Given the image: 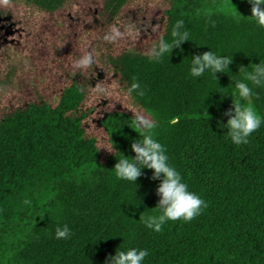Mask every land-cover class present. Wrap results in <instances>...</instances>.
<instances>
[{
    "label": "trees",
    "instance_id": "1",
    "mask_svg": "<svg viewBox=\"0 0 264 264\" xmlns=\"http://www.w3.org/2000/svg\"><path fill=\"white\" fill-rule=\"evenodd\" d=\"M15 1L36 20L91 0ZM127 1L93 5L94 19L84 27L91 66L62 68L49 96L35 91L0 117V264H105L115 250L131 247L148 251L143 264H264V122L240 145L226 140L220 126L238 99L228 93L241 78L239 67L264 62V28L249 17L248 0H167L143 29L104 40L124 21L118 12ZM177 20L189 38L179 48L159 61L132 50L131 35L161 33L168 40ZM23 48L0 56V90L32 68ZM208 50L231 56L229 71L217 79L207 72L189 77L191 57ZM133 82L140 87L128 94ZM249 86L264 118V85ZM130 105L155 121L151 134L168 163L204 201L190 221L146 228L141 217L156 211L159 180L151 169L135 183L115 178L116 158L134 156L130 144L138 137ZM65 224L69 238H54Z\"/></svg>",
    "mask_w": 264,
    "mask_h": 264
},
{
    "label": "clouds",
    "instance_id": "2",
    "mask_svg": "<svg viewBox=\"0 0 264 264\" xmlns=\"http://www.w3.org/2000/svg\"><path fill=\"white\" fill-rule=\"evenodd\" d=\"M248 3L251 5L249 17L260 28H264V0H248ZM121 35L122 33L113 27L103 39L113 42ZM184 41H189L188 32L184 28V22L177 20L171 28L170 38L168 40L163 37L158 38L150 49L149 55L159 61L165 54H170L173 47L179 48ZM92 63L91 54L85 53L75 62V67L87 68ZM231 63V56L216 54L208 50L191 57L187 74L196 79L207 72L216 78V73L229 71L228 65ZM253 65L251 70L244 66L239 67L238 73L241 78L232 80L234 86L232 85V90L228 93L231 98L234 95L238 99L235 102L232 99L231 108L225 113L228 118L223 124H220L221 128L227 130L223 133L225 139L234 145L246 144L250 134L264 122V118L254 110L250 102V97L254 93L252 87L249 86L264 85V62L260 61ZM139 87L138 83L133 82L127 89V93L131 94ZM96 91L99 94L105 93L103 88L96 89ZM217 92L224 95L220 91ZM155 126V121L149 116L134 114L131 127L129 126L138 134V137L130 144L134 156L129 157L122 154L121 157L116 158L117 162L112 166V169L117 180L130 183H135L137 177L141 175L142 169L152 170L151 178L159 180L156 188L159 199L153 207L156 210L155 213L141 217V219L146 228L153 232H159L168 221H190L200 214L202 206L205 205L196 193L189 190L188 185L182 181L180 173L168 163L164 146L151 134V130ZM24 203L29 204L30 201L25 200ZM70 235V230L65 224L55 229L54 238L67 239ZM147 255L148 251L143 248L131 247L121 251L115 250L114 255L109 256L105 264H143Z\"/></svg>",
    "mask_w": 264,
    "mask_h": 264
},
{
    "label": "rangeland",
    "instance_id": "3",
    "mask_svg": "<svg viewBox=\"0 0 264 264\" xmlns=\"http://www.w3.org/2000/svg\"><path fill=\"white\" fill-rule=\"evenodd\" d=\"M98 3L99 0L86 1L85 5L72 1L51 13L48 18L32 20L26 17V6L22 2L0 0V31L2 28L4 30L0 35L5 36L0 39V56L15 53L24 47L22 50L30 57L32 64L23 80L13 77V83L5 84V88L0 90V117L21 101L31 98L35 91L44 97L49 96L60 78L62 68L71 70L75 67V62L85 54V45L90 38L84 27H87L91 18L94 19L93 5ZM168 4L167 0H128L118 12L125 17L124 21L119 22L115 28L122 33L121 36L127 35L128 30L134 26L143 29L145 24L154 22L153 14H160ZM131 37L132 50L149 53L161 33L152 39L146 36ZM116 87L120 94L123 91L121 85ZM124 97L129 104V95L124 93ZM129 107L130 110L150 117L138 105ZM101 142L99 138L98 144L102 145Z\"/></svg>",
    "mask_w": 264,
    "mask_h": 264
},
{
    "label": "flooded vegetation",
    "instance_id": "4",
    "mask_svg": "<svg viewBox=\"0 0 264 264\" xmlns=\"http://www.w3.org/2000/svg\"><path fill=\"white\" fill-rule=\"evenodd\" d=\"M1 30H2L3 32H2V31H0V33H1V32H2V33H4V30H3V28H2ZM7 31L9 32V30H7ZM7 31H5V32H7ZM2 38H5L4 34H1V35H0V39H2Z\"/></svg>",
    "mask_w": 264,
    "mask_h": 264
}]
</instances>
